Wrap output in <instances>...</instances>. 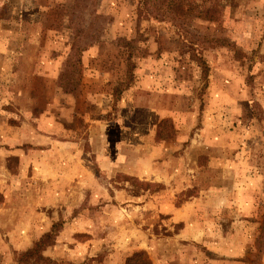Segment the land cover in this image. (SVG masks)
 Listing matches in <instances>:
<instances>
[{"label":"rangeland","instance_id":"rangeland-1","mask_svg":"<svg viewBox=\"0 0 264 264\" xmlns=\"http://www.w3.org/2000/svg\"><path fill=\"white\" fill-rule=\"evenodd\" d=\"M223 3L0 0V264H264V0Z\"/></svg>","mask_w":264,"mask_h":264},{"label":"trees","instance_id":"trees-1","mask_svg":"<svg viewBox=\"0 0 264 264\" xmlns=\"http://www.w3.org/2000/svg\"><path fill=\"white\" fill-rule=\"evenodd\" d=\"M225 0H142L144 13L158 22H165L167 16H175L185 24H191L197 19H214L224 15ZM8 6V4H6ZM15 6V5H14ZM15 12L20 10L14 8ZM22 13V11H21ZM12 158L8 160L10 162ZM7 168L12 171L9 163ZM45 235L40 240L33 243V247L28 249L21 258H34L38 261H49L44 258L42 251ZM21 259V261H22ZM125 264H153L146 252H137L126 259Z\"/></svg>","mask_w":264,"mask_h":264}]
</instances>
